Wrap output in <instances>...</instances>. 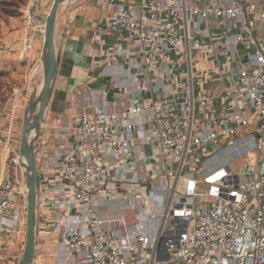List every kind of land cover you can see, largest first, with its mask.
I'll return each instance as SVG.
<instances>
[{"label": "built area", "instance_id": "built-area-1", "mask_svg": "<svg viewBox=\"0 0 264 264\" xmlns=\"http://www.w3.org/2000/svg\"><path fill=\"white\" fill-rule=\"evenodd\" d=\"M257 7L264 22V0H210L204 7L195 0H149L146 19L129 11L114 18L120 33L138 42L140 66L155 79V92L165 95L172 55L192 50L213 63L220 54L216 42L200 36L201 24L242 28L232 38L223 29L221 36L251 53L225 91L221 115L195 120L196 107L213 105L203 92L165 98L147 112L150 127L139 132L140 149L132 148L129 121L140 107L117 114L96 102L77 115L62 161L44 160L46 183L55 174L59 179V191L47 186L45 196L59 213L54 234L63 243L56 264H264V43L247 28ZM21 13L23 61L43 41L44 21L32 0ZM7 53L0 47V58ZM23 106L14 93L0 114V220L13 218L10 233L22 247L27 190L15 134ZM115 200L135 212L134 226L93 215L94 206ZM146 220H158L151 235L139 232Z\"/></svg>", "mask_w": 264, "mask_h": 264}, {"label": "crops", "instance_id": "crops-1", "mask_svg": "<svg viewBox=\"0 0 264 264\" xmlns=\"http://www.w3.org/2000/svg\"><path fill=\"white\" fill-rule=\"evenodd\" d=\"M148 1L87 0L80 3L77 0H68L57 12L54 33L57 71L53 93L40 122L35 147L38 181L34 263L56 264L57 256L60 255L63 240L60 235L54 234L55 219L59 213L45 203L48 189L55 193L59 191V179L55 174L52 181L46 183L43 173L46 166L44 160L53 156V162L62 161L72 147L71 130L81 111H88L96 102L102 103L108 111L117 114H125L133 107H140L143 111L129 118L134 125V134L130 135L133 140L132 148L140 149L142 141L138 139L139 132L146 131L150 127L151 118L147 112L155 104L165 98L173 101L185 93L189 98L191 91L194 97L203 92L213 97V105L208 108L196 107L195 120L219 116L225 111V91L229 90L233 76L237 74L241 64L249 60L250 49L243 45L225 44V38L221 36L223 29L227 30L229 38H232L239 35L242 28L234 27L230 23L225 26L215 23L213 27L201 24L200 36L218 45L220 54L217 59L210 63L196 52L190 50L188 55L183 49L181 53L170 58L173 76L168 81L170 84L164 89L167 95L155 92V79L143 66H140L141 60L137 54L138 42L130 41L124 33H120L114 22V18L122 11H129L136 18L146 19L148 12L145 4ZM52 2L53 0H32V8L43 19L47 16ZM195 2L200 7H204L210 0H195ZM259 12L260 7H257L255 12L248 16L247 28L255 38L264 43V22L259 20ZM22 27L19 23L15 24L11 33L7 30V35L3 39L5 46L12 49L20 45ZM16 41L19 44H15ZM42 43V40L35 43L33 54L27 60L28 63H32L36 58L40 59ZM42 81L43 77L38 89ZM27 97L23 93L19 95V100L24 106L22 111H19L16 121L15 141L18 149L24 108L30 100ZM148 144L152 146L149 141ZM144 148L146 151L150 150L147 146ZM147 175L154 176L152 171H148ZM19 177L23 179L22 171L19 172ZM154 183L157 185L158 180ZM106 209L109 212L113 211V214L118 212L129 227L135 225V212L116 200L94 206L93 215L101 220L120 219L115 216L113 218L104 216ZM159 213L158 211V215ZM157 223L158 220L153 222L146 220L139 232L142 235H151L152 230L148 229H155ZM12 225L13 218L9 215L0 220V264H17L22 254V242L17 241L10 233Z\"/></svg>", "mask_w": 264, "mask_h": 264}, {"label": "water", "instance_id": "water-1", "mask_svg": "<svg viewBox=\"0 0 264 264\" xmlns=\"http://www.w3.org/2000/svg\"><path fill=\"white\" fill-rule=\"evenodd\" d=\"M62 2L63 0H53L44 21L43 48L39 60L44 67L43 83L39 93L34 98H31L24 108L19 155L23 169V182L27 190V210L24 247L17 264H32L34 257L38 181L35 147L39 136L40 122L51 99L55 83L57 58L54 47V33L57 12Z\"/></svg>", "mask_w": 264, "mask_h": 264}, {"label": "rangeland", "instance_id": "rangeland-1", "mask_svg": "<svg viewBox=\"0 0 264 264\" xmlns=\"http://www.w3.org/2000/svg\"><path fill=\"white\" fill-rule=\"evenodd\" d=\"M0 1H3L4 3L8 4L7 6L4 5L3 8L6 11H8L11 15V16H7L3 14L4 12L2 11V7L0 6V47L7 49L8 51V53L5 56L0 58V70L5 73V76L3 78H0V114H3V112H5L8 106L10 105L14 93H17L18 96L21 93L26 95L27 93L25 91L28 90L30 94L27 95L28 96L27 98L30 99L34 98L38 94L37 87L39 86V82L41 80L42 74L39 71H35V68L38 66V63H40L39 62L40 59L37 60L36 58L35 61H33L32 63L27 62V60L33 54V52L27 54L26 58L23 59V61L20 60L21 59L20 41H19L20 45H16L15 47H12V49L5 46V44L3 43V39L7 35V30H9V33H11L15 27V24L21 23L23 26L24 19L21 10L26 6L27 0H0ZM45 19L46 16L42 20L45 21ZM22 32H23V27H22ZM17 43L18 41H16L15 44ZM6 57L8 58L5 59ZM19 111L21 112L22 110ZM104 212L106 213L104 216H108L112 218L115 216L116 218H121V216L118 215V212H114L113 214V211L109 212L108 209H106Z\"/></svg>", "mask_w": 264, "mask_h": 264}, {"label": "bare ground", "instance_id": "bare-ground-1", "mask_svg": "<svg viewBox=\"0 0 264 264\" xmlns=\"http://www.w3.org/2000/svg\"><path fill=\"white\" fill-rule=\"evenodd\" d=\"M65 3V0H63V2H62V5ZM35 71H39V72H41V74H42V77H43V75H44V67H43V63H38V66L35 68ZM39 74V73H38ZM38 76V75H37ZM31 78V77H30ZM42 83H43V81H42ZM41 86H42V84H41ZM41 86L39 87V89H38V92L37 93H39V91H40V89H41ZM32 89H33V87H32ZM34 89H36V88H34ZM35 94V93H34Z\"/></svg>", "mask_w": 264, "mask_h": 264}, {"label": "trees", "instance_id": "trees-1", "mask_svg": "<svg viewBox=\"0 0 264 264\" xmlns=\"http://www.w3.org/2000/svg\"><path fill=\"white\" fill-rule=\"evenodd\" d=\"M4 5L7 6L8 4L4 3L3 1H0V6L2 7V11L4 12L3 14H5L7 16H11L10 13L3 8ZM4 76H5V73L0 70V78H3Z\"/></svg>", "mask_w": 264, "mask_h": 264}]
</instances>
